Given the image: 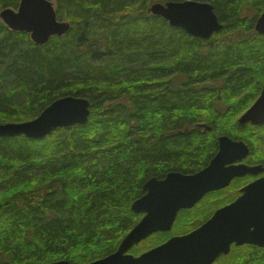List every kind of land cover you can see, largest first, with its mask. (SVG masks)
<instances>
[{
  "label": "trees",
  "instance_id": "trees-1",
  "mask_svg": "<svg viewBox=\"0 0 264 264\" xmlns=\"http://www.w3.org/2000/svg\"><path fill=\"white\" fill-rule=\"evenodd\" d=\"M49 1L71 27L44 46L0 21V84H12L0 92V124L31 121L66 96L87 99L90 117L42 140L0 137V264H88L112 254L141 218L131 204L144 183L199 172L221 136L264 163V124L238 123L264 87V35L254 32L264 0H191L211 4L223 26L207 40L148 12L186 0ZM18 3L0 0V11ZM231 193L208 194L203 209L180 211L170 233L129 252L195 228L205 217L196 211L215 210Z\"/></svg>",
  "mask_w": 264,
  "mask_h": 264
},
{
  "label": "water",
  "instance_id": "water-1",
  "mask_svg": "<svg viewBox=\"0 0 264 264\" xmlns=\"http://www.w3.org/2000/svg\"><path fill=\"white\" fill-rule=\"evenodd\" d=\"M153 16L163 18L170 27L183 30L193 38L209 39L222 29L209 3H154L148 8ZM0 20L13 32L29 34L30 40L44 46L53 36L62 37L70 29L59 22L49 0H20L18 9H4ZM254 31L264 35V11L257 18ZM90 102L66 96L53 101L35 119L22 123L0 124V137L24 136L42 140L53 131L84 126L90 117ZM240 125L264 124V89L256 101L239 117ZM249 155L242 141L227 136L218 138V150L208 165L194 174L169 172L163 179L151 178L142 189L144 194L131 204L140 221L122 239L117 250L88 264H210L230 245L255 244L264 247V177L242 189L231 204L218 209L199 228L183 236H174L138 256L128 251L153 234L171 231L177 214L189 210L211 192L227 187L235 178L264 173V166L235 165ZM54 264H70L58 261Z\"/></svg>",
  "mask_w": 264,
  "mask_h": 264
},
{
  "label": "flooded vegetation",
  "instance_id": "flooded-vegetation-1",
  "mask_svg": "<svg viewBox=\"0 0 264 264\" xmlns=\"http://www.w3.org/2000/svg\"><path fill=\"white\" fill-rule=\"evenodd\" d=\"M54 7L56 9L55 3H54ZM263 89H264V87L261 89V91ZM261 91H260V93H261ZM263 156H264V152H263ZM234 164L235 165L244 164V165L249 166V167L264 166V163L251 164L250 162L247 161V157L240 162H235ZM262 177H264V173H260L257 176L246 175V176H243L240 178H235L231 181V183L227 187H225L221 190H218V191H214V192H223V191L229 190V188H231L233 186V184L239 185V187L237 189V194L235 196L232 195L231 197H229V199L227 198L228 199L227 201H229V202L219 206L218 208L213 210V212L211 214L207 213V215L208 214H210V215L207 216L206 218L204 217L203 219L198 220L195 228L193 227L187 233H184L181 235L188 234L191 231L199 228L202 224H204L206 221L209 220V218L213 215V213L215 211H217L218 209L223 208V207L231 204L233 201H235V199L241 195L240 189H242L243 187H245L249 183H251V182H253L259 178H262ZM214 192H211V193H214ZM208 194H210V193H208ZM208 194H206L205 196H207ZM200 202L197 203L191 209L202 205V203H200ZM191 209H189V210H191ZM181 211H188V210H181ZM178 214H177V216H178ZM181 235H174V236H181ZM210 264H264V247L259 246V245H255V244L236 245L235 243H233L230 245V249H229L228 253H226V254L220 253V255H218Z\"/></svg>",
  "mask_w": 264,
  "mask_h": 264
},
{
  "label": "rangeland",
  "instance_id": "rangeland-1",
  "mask_svg": "<svg viewBox=\"0 0 264 264\" xmlns=\"http://www.w3.org/2000/svg\"><path fill=\"white\" fill-rule=\"evenodd\" d=\"M54 3V2H53ZM244 15L247 17V18H249V19H251L252 17H254V15H255V13H254V15H253V13L249 10V9H246V10H244ZM12 88V84H11V82L10 81H5V82H3V83H1L0 84V92H4V91H7V90H9V89H11ZM238 141V140H237ZM263 152H264V147L262 148V150H261V154H263ZM238 187H239V185L238 184H233V186L231 187V188H229V189H231L232 190V193H231V195L230 196H232V195H236L237 194V189H238ZM235 191V193H234V191ZM229 191V190H228ZM233 196V197H234ZM203 207V204L201 205V206H199V209L197 210V211H200L201 209H203L202 208ZM214 207H216V206H214ZM210 210V209H209ZM206 211V212H202V213H200V212H197L196 210V218H201V217H204L205 216V218L207 217V216H209L212 212H213V209L211 210V211ZM207 213H210V214H208L207 215ZM193 214V213H192ZM190 226V225H189ZM187 228L188 229H190V228H193V227H188L187 226ZM168 233H170V231L168 232ZM187 233V232H186ZM184 234V233H183ZM177 235H181V234H177ZM172 236H174V235H172ZM172 236H170V237H172ZM169 237V238H170ZM168 238V239H169ZM165 242V241H164ZM131 254H133V253H131ZM134 255V254H133ZM137 255H139V254H137ZM137 255H135V256H137Z\"/></svg>",
  "mask_w": 264,
  "mask_h": 264
}]
</instances>
